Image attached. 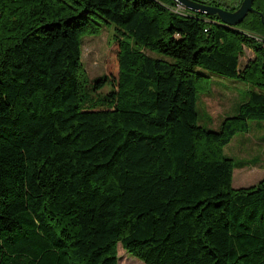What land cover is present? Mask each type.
<instances>
[{
    "label": "trees",
    "instance_id": "obj_1",
    "mask_svg": "<svg viewBox=\"0 0 264 264\" xmlns=\"http://www.w3.org/2000/svg\"><path fill=\"white\" fill-rule=\"evenodd\" d=\"M252 7L262 23L228 27L171 0H0V264H117V243L143 264H264V177L232 187L254 161L222 152L264 125ZM106 26L116 78L89 79L81 40ZM211 75L250 87L216 130L195 111Z\"/></svg>",
    "mask_w": 264,
    "mask_h": 264
},
{
    "label": "rangeland",
    "instance_id": "obj_2",
    "mask_svg": "<svg viewBox=\"0 0 264 264\" xmlns=\"http://www.w3.org/2000/svg\"><path fill=\"white\" fill-rule=\"evenodd\" d=\"M228 4H232V0H228ZM252 4L264 14V0H252ZM242 25L243 23L240 22L235 26L242 27ZM110 30V27L106 26L101 28L98 34L82 37L80 57L89 79L100 75H106L111 80L116 78V44H110L107 39ZM251 57L252 52L244 47L238 60L239 66ZM209 80L211 91L206 94H197L195 111L199 125L205 129L216 130L217 124L223 117L237 112L238 105L246 100L250 87L244 82L217 75H211ZM106 89L103 87L101 91L105 92ZM254 123L250 121L247 132L235 133L223 147V155L232 158L235 163L254 161L245 165L246 167L233 168L232 187H234L233 183L239 187H246L264 177V128L254 126ZM116 255L117 264H143L137 258L125 253L118 243Z\"/></svg>",
    "mask_w": 264,
    "mask_h": 264
},
{
    "label": "water",
    "instance_id": "obj_3",
    "mask_svg": "<svg viewBox=\"0 0 264 264\" xmlns=\"http://www.w3.org/2000/svg\"><path fill=\"white\" fill-rule=\"evenodd\" d=\"M181 9L187 10L193 13H200L208 16L215 15L219 23L228 27H233L241 22L248 12H256L260 16V22L262 16L258 11H255L252 7V0H241L236 8L228 10L225 7L218 5H210L199 3L194 0H171ZM262 23V22H261Z\"/></svg>",
    "mask_w": 264,
    "mask_h": 264
},
{
    "label": "flooded vegetation",
    "instance_id": "obj_4",
    "mask_svg": "<svg viewBox=\"0 0 264 264\" xmlns=\"http://www.w3.org/2000/svg\"><path fill=\"white\" fill-rule=\"evenodd\" d=\"M194 1H197V2L203 3V4H210V5H215V4H217L218 6L222 5L223 7H225L226 5H228V4H225L224 0H194ZM240 1L241 0H236V2H234V3H236L238 5ZM235 5H232V6H235ZM232 6L229 5L227 7H232Z\"/></svg>",
    "mask_w": 264,
    "mask_h": 264
},
{
    "label": "crops",
    "instance_id": "obj_5",
    "mask_svg": "<svg viewBox=\"0 0 264 264\" xmlns=\"http://www.w3.org/2000/svg\"><path fill=\"white\" fill-rule=\"evenodd\" d=\"M224 2H225V4H228V0H224ZM232 4H230L231 6L232 5H235L236 3H234V2H236V0H232ZM229 5V4H228ZM254 126H258L257 124H255L254 123ZM262 126V128H264V125H261ZM244 167H246V166H244ZM233 182H234V180H233ZM234 184V188H237V187H239V186H237V185H235V183H233ZM254 184V183H253ZM252 185V184H251ZM242 187H244V186H242Z\"/></svg>",
    "mask_w": 264,
    "mask_h": 264
},
{
    "label": "built area",
    "instance_id": "obj_6",
    "mask_svg": "<svg viewBox=\"0 0 264 264\" xmlns=\"http://www.w3.org/2000/svg\"><path fill=\"white\" fill-rule=\"evenodd\" d=\"M175 9H177V10H179V9H181L178 5H176L175 4ZM183 9H181V11H182Z\"/></svg>",
    "mask_w": 264,
    "mask_h": 264
}]
</instances>
